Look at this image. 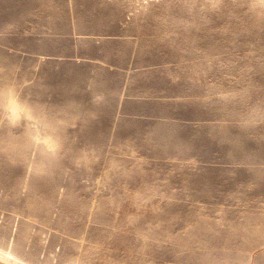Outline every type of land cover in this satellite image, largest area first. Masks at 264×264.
<instances>
[{"label": "rangeland", "instance_id": "1", "mask_svg": "<svg viewBox=\"0 0 264 264\" xmlns=\"http://www.w3.org/2000/svg\"><path fill=\"white\" fill-rule=\"evenodd\" d=\"M248 4L0 0V74L81 117L43 173L0 151L1 261L264 264V122L241 126L264 108V9Z\"/></svg>", "mask_w": 264, "mask_h": 264}, {"label": "clouds", "instance_id": "2", "mask_svg": "<svg viewBox=\"0 0 264 264\" xmlns=\"http://www.w3.org/2000/svg\"><path fill=\"white\" fill-rule=\"evenodd\" d=\"M179 3L183 12L192 15L197 11H216L223 0H208L206 4H201L200 0H179ZM248 7L251 12L264 9V0H249ZM173 35L165 31L161 39H170ZM103 100L102 94L93 97V102L97 104ZM77 109L74 102H69L52 111L25 95L15 76L0 74V128L8 130L6 137H0V151L7 152L13 159L19 158L37 173L45 172L47 166L57 161L64 150L68 129L74 128L80 121ZM262 112L264 108H254L242 119L241 126L254 127L264 122ZM18 129L20 134H14Z\"/></svg>", "mask_w": 264, "mask_h": 264}, {"label": "bare ground", "instance_id": "3", "mask_svg": "<svg viewBox=\"0 0 264 264\" xmlns=\"http://www.w3.org/2000/svg\"><path fill=\"white\" fill-rule=\"evenodd\" d=\"M73 37H74V36H73ZM87 38H90V37H79L80 40H84V39H87ZM90 39L92 40V39H94V38L91 37ZM104 39H106V38H104ZM75 40H76V39H75ZM27 56H28V55H27ZM43 56H44V55H43ZM39 60H40L41 63H45V62H47V61H52V62L54 61V62L57 63V65L60 64V63H62V62H71V63H74V64H76V63H89V62H90V64H93V65H97V64H98V63H94V61H93V62H91V61L85 62V61L78 60V59H76V58H75V59H73V58H72V59H70V58H69V59H67V58H65V59H61V58L58 57L57 59H54V58L51 59V58H48V57H47V58H40ZM36 61H37V60H36ZM41 67H42V66H41ZM37 68H38V67H37ZM32 78H33V77H32ZM29 80H30V79H29ZM31 81H32V80H31ZM25 82H26V81H25ZM28 86H29V85H28ZM122 97H123V96H122ZM120 99H121V98H120ZM117 126H118V125H117ZM16 135H17V134H16ZM23 176H24V175H23ZM28 176H29V175H28ZM24 178H25V177H24ZM17 184H18V183H17ZM26 186H28V185H26ZM16 187H17V186H16ZM57 190H58V188H57ZM60 191H61V190H60ZM61 195H62V194H61ZM61 195H60V196H61ZM61 198H62V197H61ZM27 199H28V198H27ZM0 264H8V263H6V262L0 260Z\"/></svg>", "mask_w": 264, "mask_h": 264}]
</instances>
